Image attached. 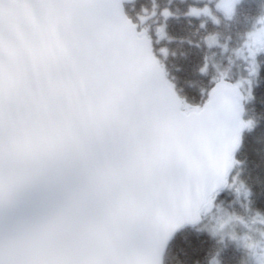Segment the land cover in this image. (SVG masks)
Listing matches in <instances>:
<instances>
[{"label":"snow or ice","instance_id":"obj_1","mask_svg":"<svg viewBox=\"0 0 264 264\" xmlns=\"http://www.w3.org/2000/svg\"><path fill=\"white\" fill-rule=\"evenodd\" d=\"M75 7L44 3L42 20H66L75 33ZM245 47L255 74L264 27ZM243 83L221 79L207 103L193 107L146 81L102 126L72 136L53 134L57 113L0 124V264H165L176 232L234 187Z\"/></svg>","mask_w":264,"mask_h":264},{"label":"water","instance_id":"obj_2","mask_svg":"<svg viewBox=\"0 0 264 264\" xmlns=\"http://www.w3.org/2000/svg\"><path fill=\"white\" fill-rule=\"evenodd\" d=\"M135 1L0 0V124L7 121L15 127L18 116L35 122L57 113L53 134L72 136L83 128L102 126L143 82H161L178 95L147 33L139 32L125 11ZM44 3L76 5L72 18L79 30L70 33L66 20L45 24ZM239 94L240 119L246 125L240 88ZM246 129L247 125L234 161ZM233 170L234 165L229 177ZM200 221L180 228L172 240Z\"/></svg>","mask_w":264,"mask_h":264},{"label":"trees","instance_id":"obj_3","mask_svg":"<svg viewBox=\"0 0 264 264\" xmlns=\"http://www.w3.org/2000/svg\"><path fill=\"white\" fill-rule=\"evenodd\" d=\"M217 1L136 0L125 6V11L139 31L146 29L154 39L155 57L179 97L190 106L203 107L210 90L221 79L234 85L244 82L240 89L247 129L229 177V183L234 182L236 187L219 193L214 206L246 219L264 218V51L255 57V74L247 73L242 61L232 60V53L244 47L264 15V0H245L231 18L217 15L216 21ZM204 8L211 14L191 12ZM146 14L151 18L140 26ZM159 28L164 34L160 42L155 40ZM211 39L218 45L210 46ZM237 186H243L248 196L239 198ZM207 218L203 215L198 226L177 233L169 244L165 264H253L235 242L222 241L204 230L201 225Z\"/></svg>","mask_w":264,"mask_h":264},{"label":"rangeland","instance_id":"obj_4","mask_svg":"<svg viewBox=\"0 0 264 264\" xmlns=\"http://www.w3.org/2000/svg\"><path fill=\"white\" fill-rule=\"evenodd\" d=\"M195 1H203V0H195ZM240 2H241V0H219V1H217L214 4V11H216V14L214 15L215 16L214 19L216 21L218 20V18L216 17L217 15L218 16L219 15L220 16H225L224 13L222 12L223 6H227V7L230 6L233 9L236 10V8L239 6L238 4ZM197 10L199 12L211 14V11H210L209 8L192 9L191 12L195 13V12H197ZM143 18L144 17H142L140 19V21H143ZM150 18H151V16H150ZM259 20L257 21V23L259 22ZM259 27H260L259 25L257 27H255L254 30L251 33L258 32V30H259L258 28ZM148 38H149V36H148ZM210 41H211V43H210ZM208 42H209L210 46L218 45L216 39H211ZM247 43H248V39H247L246 44ZM245 45H244V47L242 49H240L235 54L232 53V60L234 62L242 61L243 64H244L243 66H245L246 72L249 73V74H252L250 69H251L253 60H252V57L249 54L248 49L245 47ZM152 47H153V44H152ZM239 65H242V64H239ZM219 75L223 76L221 70L219 71ZM233 185H234V187H233V189H234L236 187L234 182H233ZM240 187L241 186H237V188H240ZM227 189L228 188H226L225 190H227ZM236 195L239 198H243V197L248 196L247 193L243 190V188H242L240 193H237V191H236ZM206 216H208V218L201 225V227L204 230L208 231L210 234H212L213 236L221 239L222 241H228V239H229V240L235 242L241 249L245 250L248 253L250 261L253 264H264V260L260 256L261 253H262L261 249L264 246L263 239H262L264 236L261 235V233H264V229L261 228L263 226L262 223L257 222V218L246 219V218L237 216L233 212H230V211H228L225 208H222L220 206L219 207L218 206H214L210 211H208L206 213ZM231 217H236V218H238V220H236V221L235 220H230ZM240 220H242L244 223H240L239 222ZM253 221H255L257 223L255 225V227H252V222ZM245 236L251 237L252 242L257 244V247H256L255 250L250 249V248L245 246V240H244ZM234 237H235V239H234ZM214 264H218V262H215Z\"/></svg>","mask_w":264,"mask_h":264},{"label":"flooded vegetation","instance_id":"obj_5","mask_svg":"<svg viewBox=\"0 0 264 264\" xmlns=\"http://www.w3.org/2000/svg\"><path fill=\"white\" fill-rule=\"evenodd\" d=\"M219 1V0H218ZM243 1H245V0H241V2L238 4V5H240ZM226 8L228 9V10H226ZM234 11V12H233ZM218 12V11H217ZM222 12L224 13V15H225V17H228V18H231L233 15H234V13H235V9H233L232 7H227V6H223V8H222ZM262 18H264V15L260 18V20L262 19ZM149 19H150V16H148V14H146V16L143 18V21H141L140 22V26H143V25H145L148 21H149ZM259 20V21H260ZM258 25L260 26L258 29H260L261 27H264V26H262V25H260L259 24V22H258ZM142 31H144V32H146L147 34H148V32H147V30L146 29H142ZM163 31L159 28V30H158V32H157V34H156V38H155V40H157L158 42H160L161 40H162V38H163ZM148 36H149V34H148ZM149 38L151 39V42H153L154 41V39L152 38V37H150L149 36ZM153 44V43H152ZM243 219V218H242ZM244 220V219H243ZM255 221H253L252 222V227H255V225L257 224L256 222L254 223ZM262 229H264V223H262ZM263 239V243H264V237L262 238ZM262 253H261V258L264 260V246L262 247Z\"/></svg>","mask_w":264,"mask_h":264}]
</instances>
